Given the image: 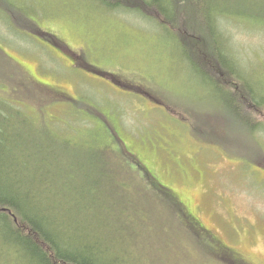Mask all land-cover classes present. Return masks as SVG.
Listing matches in <instances>:
<instances>
[{"label":"rangeland","instance_id":"374dc122","mask_svg":"<svg viewBox=\"0 0 264 264\" xmlns=\"http://www.w3.org/2000/svg\"><path fill=\"white\" fill-rule=\"evenodd\" d=\"M6 1L0 0V57L3 77L10 76L1 85L8 92L15 87L9 96L43 117L52 135L51 150L43 147L34 166L98 175L94 202L122 206L125 199L130 215L129 205L148 203V185L134 188L129 172L127 186L111 188L112 173L103 182L102 165L88 155L97 151L91 141L105 144L108 129L114 131L208 236L164 208L175 224L164 221L153 231L150 223L159 220L140 210V221L125 218L131 223L119 236L130 254L148 264H264V113L254 135L227 119L223 100L201 74L217 66L198 48L193 55L201 69L191 66L177 42L150 24L146 17H158L148 10L142 17L94 0ZM226 6L232 13L222 19L224 36L237 67L264 97V0H228ZM80 52L84 57L77 58ZM153 88L168 96L166 104ZM24 128L20 121L11 127ZM57 130L62 136L53 134Z\"/></svg>","mask_w":264,"mask_h":264},{"label":"trees","instance_id":"16d2710c","mask_svg":"<svg viewBox=\"0 0 264 264\" xmlns=\"http://www.w3.org/2000/svg\"><path fill=\"white\" fill-rule=\"evenodd\" d=\"M94 1L109 10L129 8L130 12L142 17H145L141 14L143 9L154 13L158 19L146 17L150 24L166 31L182 48L189 64L196 65L198 69H201L199 66L202 63L193 54L197 48L203 51L205 59L213 62L218 69L207 68V71L202 70L203 73L196 69L204 80L211 82L223 100L228 110L225 117L236 123L242 132L255 134L260 125L257 121L259 113H264V97L257 95L256 89L237 67L240 61L224 36L222 19H230L229 14L232 13L231 8L226 6L228 0ZM237 15H240L239 11ZM191 46L194 47L193 53H190ZM4 63L0 57V264H148L137 255L130 254L133 252L119 237L129 227L130 218L134 222L140 221V210L152 213L153 218L159 220L150 223L153 231L161 230L164 221L175 224L174 219H167L162 214L161 209L164 208L170 214L173 212L179 218L184 217L186 220L183 221L194 232L196 222L185 212L183 203L157 181L133 153L121 146L114 131L108 129L110 141L105 144L91 141L90 147L97 148V151H90L88 155L92 157L91 162L102 165L100 175L103 182L112 173L110 183L106 181L111 188L121 189V184L127 186L129 172L134 188L140 187V183L148 185L145 195L148 196V203L129 205L130 215L126 208L129 201L125 199L119 203L122 206L111 200L102 202L101 199L99 204L94 202L97 199L98 175L65 171L61 165L55 167L52 163L50 168L44 164L34 166V157H41L38 153L43 147L51 150L52 135L43 117L27 113L19 103L21 99L9 96L16 90L15 87L8 92L1 85L10 76L3 77L1 68ZM85 64L82 65L89 67ZM37 89L45 88L37 84ZM153 89L156 98L166 104L168 96ZM151 93L152 89H148V95ZM157 94H161L163 99ZM18 121L25 128L11 129ZM29 131H35L37 135ZM60 132L63 133L57 130L53 134L62 136ZM60 139L62 137L56 138V141ZM112 158L121 164L122 171L116 169ZM43 170L45 174H40ZM65 201L68 206L63 207ZM121 207L126 209L121 210ZM125 218L129 219L125 221ZM197 228L203 234V230L199 226ZM196 241L199 242L198 236Z\"/></svg>","mask_w":264,"mask_h":264}]
</instances>
